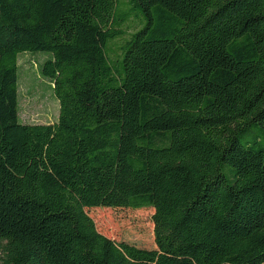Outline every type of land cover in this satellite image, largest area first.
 <instances>
[{
  "label": "trees",
  "instance_id": "trees-1",
  "mask_svg": "<svg viewBox=\"0 0 264 264\" xmlns=\"http://www.w3.org/2000/svg\"><path fill=\"white\" fill-rule=\"evenodd\" d=\"M91 208L151 209L154 247ZM0 264H264V0H0Z\"/></svg>",
  "mask_w": 264,
  "mask_h": 264
},
{
  "label": "rangeland",
  "instance_id": "rangeland-1",
  "mask_svg": "<svg viewBox=\"0 0 264 264\" xmlns=\"http://www.w3.org/2000/svg\"><path fill=\"white\" fill-rule=\"evenodd\" d=\"M48 56V53L28 52L18 57V109L23 124H52L57 120L58 102L52 94L50 82L39 72V65ZM85 211L104 236L147 249L154 247L151 209L91 208Z\"/></svg>",
  "mask_w": 264,
  "mask_h": 264
}]
</instances>
